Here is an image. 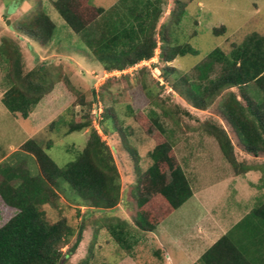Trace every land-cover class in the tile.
I'll use <instances>...</instances> for the list:
<instances>
[{
  "label": "rangeland",
  "instance_id": "rangeland-1",
  "mask_svg": "<svg viewBox=\"0 0 264 264\" xmlns=\"http://www.w3.org/2000/svg\"><path fill=\"white\" fill-rule=\"evenodd\" d=\"M54 1L0 0V47L6 40L11 50L17 47L25 72L48 67L53 82L52 92L43 98L25 120L20 115H12L1 103L7 85L6 72L0 68V167L9 166L17 173L29 170L31 174H37L34 158L20 149L24 142L35 139L44 147L52 146L47 154L60 168H64L85 148L92 130L87 128L68 134L69 123H81L88 117L111 148L124 194L134 187L137 169L146 170L152 164L149 153L155 146L139 122L129 116L128 107L145 115L155 109L166 127L172 130L170 140L192 191L206 194L208 204L203 202L193 206L190 198L155 232L142 233L134 227L124 203L112 210L80 207V197L68 184L62 182V193L56 205H40L39 210L48 224L65 218L78 232L80 242L77 249L62 264H193V226L205 215L206 209L225 225H234L237 217L248 213L245 205L237 204L238 193L231 194L227 190L232 167L217 141L203 131V125L206 122L222 125L233 138L238 161L263 168L264 156L254 157L245 153L240 141L234 137L233 131L223 119L221 97L207 110H198L179 92L174 91L171 87L176 83L174 76L170 74L165 77L162 69L174 68L176 74L193 79L194 68L203 63L215 49L220 48L229 54L233 45L242 44L253 33L264 37V0H182L187 3L186 13L174 34L167 36L174 45H191L197 54L178 57L171 63L153 61L134 69L128 67L124 73L106 71L86 44V41L99 36L100 26L104 25L103 16H98L87 30L77 34L56 11ZM119 1L91 0L90 3L107 12ZM163 1V14L156 29L160 52L162 42L158 32L163 23L170 24L169 15L175 8L174 0ZM40 10L56 26L52 40L45 46L16 30L21 21L33 17ZM221 27H225L224 32L214 34L213 30ZM106 74L109 76L107 79ZM148 89L154 105H151ZM250 94L257 100L262 98V94L253 86H250ZM162 108L173 117H165ZM106 109L115 116L114 122L101 121V113ZM55 121L58 124L51 127ZM100 121L108 133L103 132ZM130 150L138 153V162ZM251 175L242 179L246 181L247 187L252 185L250 181H254V174ZM2 179L0 173V182ZM262 191L261 195L264 196V189ZM153 207L149 206V209ZM228 212L235 214L232 217L225 216ZM17 213L18 210L7 206L0 197V227ZM118 219L127 221L129 230L138 239L132 254L122 249L109 232L110 222ZM255 223V219L250 218L239 225L242 226L239 231L242 242H248L253 234L264 231V224L260 223L256 227ZM76 241L77 237L73 238L69 246ZM69 246L63 248V251L66 252ZM245 246L248 244L245 243ZM87 258L89 260L85 263Z\"/></svg>",
  "mask_w": 264,
  "mask_h": 264
},
{
  "label": "trees",
  "instance_id": "trees-1",
  "mask_svg": "<svg viewBox=\"0 0 264 264\" xmlns=\"http://www.w3.org/2000/svg\"><path fill=\"white\" fill-rule=\"evenodd\" d=\"M90 2L56 0L53 6L67 26L77 34L87 30L98 16H103L105 20L104 25L100 26L99 36L86 41V44L106 71H122L154 56L163 0H120L107 12ZM174 3L175 8L169 15L170 24L163 23L158 32L162 42L160 62L163 63L197 54L191 45H174L167 36L174 34L186 13L185 1L174 0ZM55 29V24L43 10L21 21L16 28L19 33L42 46L52 40ZM224 30L225 27H221L213 32L217 35ZM7 42L0 47V68L6 72L7 85L1 103L12 115H20L26 120L43 98L52 92L53 82L46 66L25 72L18 48L11 50ZM162 71L165 77L170 74L174 76L176 83L171 87L198 110H207L221 97L223 119L240 141L245 153L254 157L264 156L263 36L258 33L249 35L242 44L233 45L229 54L220 48L215 49L203 63L194 68L193 79L176 74L174 68L165 67ZM250 86L262 94L261 99L251 96ZM148 96L152 100L151 105H154L149 89ZM128 109L129 116L139 122L155 146L149 153L152 164L146 170L137 169L134 187L124 194L111 148L88 117L81 123H69L68 134L87 128L92 130L85 148L64 168H60L47 154L52 146L44 147L35 139L27 140L20 149L34 158L37 174H31L29 170L17 173L9 166L0 167L3 176L0 197L7 206L18 210L14 217L0 227V264H62L75 253L80 242L76 228L65 218L48 224L39 210L40 205H56L62 193V182L80 197V207L112 210L124 203L134 227L142 233L155 232L192 197L190 181L170 140L172 130L166 127L160 113L151 109L145 115L134 111L131 106ZM162 110L165 117H173L165 108ZM185 114L189 115L187 112ZM101 116V121L114 122L115 116L107 109L102 111ZM101 121L99 124L103 132L108 133ZM57 124V121L52 122L51 127ZM203 131L217 141L235 175L252 170L250 163L238 161L233 138L222 125L206 122ZM130 152L138 162V153L135 150ZM149 206H154V209H149ZM250 218L255 219L256 227L264 224V201L254 207L246 220ZM129 227L127 221L118 219L110 222L108 229L113 240L132 254L138 239ZM241 227L235 230L239 231ZM234 232L226 234L213 245L202 256L201 262L256 264L250 246L252 242L262 243L264 231L252 235L249 240L251 244L247 243L249 247L245 243L236 244L232 239ZM75 237L76 243L69 246ZM67 246L69 248L64 252L63 248Z\"/></svg>",
  "mask_w": 264,
  "mask_h": 264
},
{
  "label": "crops",
  "instance_id": "crops-1",
  "mask_svg": "<svg viewBox=\"0 0 264 264\" xmlns=\"http://www.w3.org/2000/svg\"><path fill=\"white\" fill-rule=\"evenodd\" d=\"M252 170H249L245 174L235 175L232 169V172L228 175L229 185L227 190L229 193H238L237 204L245 205L246 216H249L254 207L261 201H264V196L261 195L262 189H264V167L261 168L259 166H252ZM254 174V181H250L252 183L251 186L247 187L246 181H242V179L247 178L248 176H252ZM241 179V180H240ZM193 200V206L201 205L203 202H207L208 204V196L203 193H194L191 197ZM235 214L234 212L225 213V216L230 217ZM246 216H239L235 219L233 223L234 225H225L220 220L214 218L210 212L206 209L205 215L202 218H199L195 223V227L193 226V237L191 238V251L193 252V264H203L201 262L202 256L213 246L215 245L223 236L228 233H232V239L236 244L239 243H248L242 242L240 240L239 231L235 230L239 225L244 221ZM232 217V216H231ZM200 220V221H199ZM251 244V242H250ZM254 248H251L253 252H251V256L256 264H264V239L261 242L256 241L252 242ZM251 245V246H252ZM211 260V259H208Z\"/></svg>",
  "mask_w": 264,
  "mask_h": 264
},
{
  "label": "built area",
  "instance_id": "built-area-1",
  "mask_svg": "<svg viewBox=\"0 0 264 264\" xmlns=\"http://www.w3.org/2000/svg\"><path fill=\"white\" fill-rule=\"evenodd\" d=\"M159 58H160V45H158L157 48L155 49V53H154V57L153 58H151L150 60L141 61V62L131 66V68H129V69H134V68H138L139 66H144L143 64L146 65L148 62H153L154 61V62L158 63L159 62ZM126 71L127 70H122V71L116 70V72H118V73H120V72L124 73ZM108 77H109L108 74H106L105 78L107 79Z\"/></svg>",
  "mask_w": 264,
  "mask_h": 264
},
{
  "label": "clouds",
  "instance_id": "clouds-1",
  "mask_svg": "<svg viewBox=\"0 0 264 264\" xmlns=\"http://www.w3.org/2000/svg\"><path fill=\"white\" fill-rule=\"evenodd\" d=\"M156 48H157V47H156ZM153 57H154V56H153ZM153 57H152V58H153ZM144 61H145V60H144ZM159 61H160V58H159Z\"/></svg>",
  "mask_w": 264,
  "mask_h": 264
},
{
  "label": "water",
  "instance_id": "water-1",
  "mask_svg": "<svg viewBox=\"0 0 264 264\" xmlns=\"http://www.w3.org/2000/svg\"><path fill=\"white\" fill-rule=\"evenodd\" d=\"M93 94L95 95V91L93 92Z\"/></svg>",
  "mask_w": 264,
  "mask_h": 264
}]
</instances>
